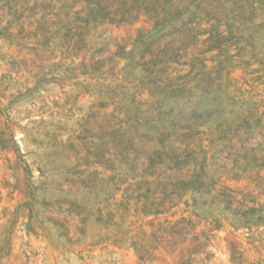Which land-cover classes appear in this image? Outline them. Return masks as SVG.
<instances>
[{
    "label": "rangeland",
    "instance_id": "rangeland-1",
    "mask_svg": "<svg viewBox=\"0 0 264 264\" xmlns=\"http://www.w3.org/2000/svg\"><path fill=\"white\" fill-rule=\"evenodd\" d=\"M0 264H264V0H0Z\"/></svg>",
    "mask_w": 264,
    "mask_h": 264
},
{
    "label": "trees",
    "instance_id": "trees-1",
    "mask_svg": "<svg viewBox=\"0 0 264 264\" xmlns=\"http://www.w3.org/2000/svg\"><path fill=\"white\" fill-rule=\"evenodd\" d=\"M254 225H258V224H254ZM162 227H163L164 235L166 238V242L168 243L172 242L174 245L176 242V237H185L195 232L194 231L195 228L193 224L190 221H185V220L177 221L171 225L167 224L166 226H162ZM172 249L174 250V247H172ZM135 251H137L138 253V250H136V247H135Z\"/></svg>",
    "mask_w": 264,
    "mask_h": 264
}]
</instances>
